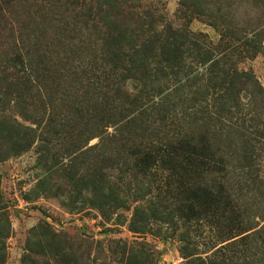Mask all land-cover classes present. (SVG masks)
Returning a JSON list of instances; mask_svg holds the SVG:
<instances>
[{
	"label": "rangeland",
	"instance_id": "374dc122",
	"mask_svg": "<svg viewBox=\"0 0 264 264\" xmlns=\"http://www.w3.org/2000/svg\"><path fill=\"white\" fill-rule=\"evenodd\" d=\"M10 3L0 19V264H264V0ZM18 50L26 85L5 62ZM111 82L126 92L116 133L97 121ZM191 135L206 137L223 173L187 164ZM149 149L155 164L140 171ZM216 183L253 226L242 242L220 243L209 212L178 221L186 188Z\"/></svg>",
	"mask_w": 264,
	"mask_h": 264
},
{
	"label": "trees",
	"instance_id": "16d2710c",
	"mask_svg": "<svg viewBox=\"0 0 264 264\" xmlns=\"http://www.w3.org/2000/svg\"><path fill=\"white\" fill-rule=\"evenodd\" d=\"M12 1L13 0H0V19L5 17L7 6H9L11 4L10 2ZM123 45V42H119L117 44H114L113 47H115L116 50L120 51L122 50ZM22 56L23 53L21 50L15 51V53L6 58L5 62L11 70L18 73V75L15 76L16 80H20L19 82L21 84L26 85V82L31 80V75L29 71H27L28 69L23 61ZM121 56L123 55L120 54V57ZM208 58L210 59L211 57ZM211 59V62H213V58ZM190 75L191 73L189 72L186 76V80H189V78L191 77ZM121 81H124V78H121L119 80V82ZM114 83L116 82H111L108 84L110 91L109 97L111 98L112 104L107 102L105 104V110H110V112L106 113L105 116L100 117L97 121H105V123L107 124L116 125V133L118 130H120L119 126L120 121L122 120L120 113L122 111V103L120 102L118 104V101H120L122 96L124 97V94H126V92H124V90H122L120 86L116 85L118 84V82L116 84ZM126 99H128V96L126 97ZM114 102L117 104H115ZM128 102L129 104L134 105L136 99ZM111 136L114 135L111 134ZM184 144V150L186 149L185 152L187 154L186 162L191 168L198 171L197 175L203 172L204 168L208 172L223 173L225 171V161L222 158H214V153L211 150L209 142L207 141L204 135L197 138L191 135L189 138H187L186 141H184ZM138 148L139 147H137V149ZM148 157H151V159L148 160ZM155 157V152H152V149L146 150V152L140 156L139 161L136 163L137 165H139L140 171L145 170L147 166L152 168L156 161ZM206 162H208V164ZM191 168L190 170H192ZM186 189V196L182 198V201L176 205V211L181 210V213H179L180 215L178 216V221L180 222V224L182 223V226L183 224H190L196 219L205 217L209 212V216L213 217L216 224L220 226V228H222V231L224 233V238L221 240L220 243L225 242L227 240L229 241L226 243H229L231 241L235 243L242 242L244 238L241 234L253 228V226H249L247 225V222H244L245 218H243L241 214L233 212L232 208H236V205L232 201L229 191L225 189L222 184H202V186H188ZM259 232V229L258 231L254 232L256 237L259 236ZM252 240H254V238H252ZM222 245L223 244L219 245V247H221ZM214 248L215 249H213L211 253L215 252L216 254L220 252L218 247ZM181 253L182 255H186L183 254V252ZM183 257L187 258V256ZM223 261L224 259L220 260V262H215L214 259L213 261H211V263L213 262L215 264H232V262ZM188 264L193 263L190 261V263Z\"/></svg>",
	"mask_w": 264,
	"mask_h": 264
}]
</instances>
